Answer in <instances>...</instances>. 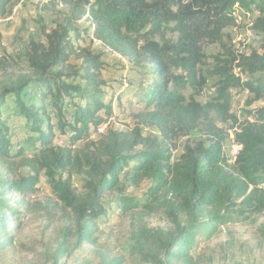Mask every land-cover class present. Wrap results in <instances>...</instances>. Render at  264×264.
Here are the masks:
<instances>
[{
  "label": "trees",
  "instance_id": "1",
  "mask_svg": "<svg viewBox=\"0 0 264 264\" xmlns=\"http://www.w3.org/2000/svg\"><path fill=\"white\" fill-rule=\"evenodd\" d=\"M14 1L0 0V18ZM62 1L69 9L65 23L46 42L30 44L27 72L0 91V253L12 249L22 215L46 211L52 222L60 217L56 240L41 252L20 244L27 254L14 264H69L84 247H97L101 225L108 224L103 202L108 194L115 195L110 210L163 213L172 226L166 231L137 228L130 252L144 264H193L198 234L210 239L223 226L264 215V108L244 122L231 112L235 89L260 95L235 71L264 74V0ZM239 9L258 13L253 29L263 35L262 53L241 54L224 43L226 30L238 25ZM81 23L89 24L92 39L105 52L153 78L141 98L144 110L131 115L133 127L107 129L95 140L91 135L97 128L114 118L115 93L108 92L111 85L103 79L102 56L76 43ZM216 44L223 55L207 76L200 70L204 47ZM73 58L81 61L78 69ZM7 68L0 58V70ZM210 77L220 79L216 95L201 103L197 97ZM187 88L192 90L188 98L182 94ZM101 112L109 116L104 122ZM14 116L22 120L28 147L9 126ZM226 127L240 145L233 164L224 147ZM57 131L67 134L69 145L53 144ZM194 132L200 140L188 142L173 162L176 142ZM80 140L84 144L76 147ZM23 169L30 176L19 178ZM42 174L54 194L46 205L30 199ZM75 176L82 178L81 191L74 186ZM145 181L152 206L127 196ZM109 254L97 253L100 264H124Z\"/></svg>",
  "mask_w": 264,
  "mask_h": 264
},
{
  "label": "rangeland",
  "instance_id": "2",
  "mask_svg": "<svg viewBox=\"0 0 264 264\" xmlns=\"http://www.w3.org/2000/svg\"><path fill=\"white\" fill-rule=\"evenodd\" d=\"M68 14L69 9L62 0H15L10 5L7 15L0 18V58H3L8 67L7 70H0V91L3 86L13 84L16 78L27 72L26 54L30 44L46 42L47 35L57 26L64 24ZM237 18L238 25L226 30L224 43L228 49L245 55L253 51L262 53L263 41L260 39L262 34L253 29V21L259 18L258 13L239 9ZM250 23H252V29ZM80 25L82 38L78 39L76 43L80 47L91 49L96 55H101L103 62L107 60V64L104 65L103 79L111 78L112 88L108 92L115 94L112 107L114 118L109 120L106 127L107 129L127 131L134 125L132 113L143 111L145 108V102L141 100L145 89L140 88L139 83L143 81L148 84L153 78L146 69H135L126 60L119 61L114 54L105 52L101 43L92 39L93 32L89 28V24L81 23ZM222 51L221 46L217 44L204 47L206 60L200 68L204 74L208 76L213 70L216 64L215 59L223 55ZM71 63L76 69L81 66V61L76 58H73ZM113 72H117V74ZM235 74L242 82L251 83L260 91L259 96L244 89L232 91V114L240 122L252 121L254 114L264 108V74H249L243 72L242 69H236ZM219 80L217 77H210L208 87L203 91L202 96L197 97V100L205 103L210 100L207 98H214L216 94L212 97H207V95L210 92H215ZM104 89L107 90L106 87ZM182 94L188 98L192 95V90L187 88ZM101 114H103L102 122H104V118L109 116L103 112ZM11 119L9 126L13 128L18 141L27 146L23 142L26 135L25 131L21 129L22 120L16 116ZM220 127L225 128L223 125ZM226 131L228 138L224 147L230 164H233V154L236 149L233 130L226 127ZM147 134L160 138L157 132L147 131ZM91 138L95 140L98 137L91 135ZM197 140H200V135L197 132L180 138L176 142V149L173 150V162L183 154L184 147L188 142ZM70 142L67 134L57 131L53 144L67 146ZM83 144L84 142L80 140L75 146ZM19 176V178L28 177L30 176L29 171L23 169ZM73 183L75 188L81 191L82 178L73 177ZM36 188L38 191L30 196L31 200L42 201L46 205V202L54 199L52 184L44 174L37 178ZM149 188L150 182L145 181L138 188L131 189L127 196L136 198L143 206H152L150 195H148ZM114 196V194H108L103 198L109 217L108 224L101 225L97 247H84L72 256L69 264H100V255H97L100 251L110 252L111 258H123L124 264H144L130 252V248L134 245L133 237L137 228L146 226L150 230L172 229L163 213H152L141 208L133 213L120 215L118 211L110 210L109 204ZM21 220L23 228L19 234L11 237L14 239L12 249L0 253V264H14L19 257H25L27 253L20 249V244L41 252L45 245L56 240L57 233L62 228L60 217L57 215V219L52 222L50 214L46 211L33 215L24 214ZM191 256L193 264H264V215L252 217L247 222H236L223 226L210 239L198 234Z\"/></svg>",
  "mask_w": 264,
  "mask_h": 264
},
{
  "label": "bare ground",
  "instance_id": "3",
  "mask_svg": "<svg viewBox=\"0 0 264 264\" xmlns=\"http://www.w3.org/2000/svg\"><path fill=\"white\" fill-rule=\"evenodd\" d=\"M261 39V38H260ZM117 84V83H116ZM139 86H140V88H145L146 86H147V84L145 83V82H141L140 84H139ZM211 94V92L208 94V95H210ZM12 120V119H11ZM106 125L107 124H105V125H103L100 129H99V131L97 132V133H94L93 134V137H97V136H99V135H102V134H105V132L107 131V127H106ZM15 126V125H14ZM18 128H20V127H18ZM15 129V128H14ZM16 131V130H15ZM96 132V131H95ZM235 152H234V154H233V162L235 161V158H236V156L238 155V153H239V151H240V145H237V144H235Z\"/></svg>",
  "mask_w": 264,
  "mask_h": 264
},
{
  "label": "built area",
  "instance_id": "4",
  "mask_svg": "<svg viewBox=\"0 0 264 264\" xmlns=\"http://www.w3.org/2000/svg\"><path fill=\"white\" fill-rule=\"evenodd\" d=\"M250 26H251V29H252V23H250ZM106 64H107V61H106ZM214 94H216V93H215V92H214V93H211L210 95H207V97H212ZM207 99H212V98H207ZM108 122H109V121H106L105 123H103L102 125H100V126L97 128L96 132H94V133H97V132L99 131V129H100L103 125L108 124Z\"/></svg>",
  "mask_w": 264,
  "mask_h": 264
},
{
  "label": "crops",
  "instance_id": "5",
  "mask_svg": "<svg viewBox=\"0 0 264 264\" xmlns=\"http://www.w3.org/2000/svg\"><path fill=\"white\" fill-rule=\"evenodd\" d=\"M105 51V50H104ZM118 57V58H117ZM115 58H117L119 61H122V60H125V59H123L122 57H119V56H115ZM107 61V60H106ZM106 61H104V63L106 64ZM113 73H116L117 74V72H113ZM104 78H105V76H104ZM115 79V78H114ZM105 80L110 84V82L112 81L111 80V78H105ZM111 80V81H110ZM141 83V82H140ZM139 83V84H140ZM140 87V86H139ZM112 88V87H111Z\"/></svg>",
  "mask_w": 264,
  "mask_h": 264
},
{
  "label": "clouds",
  "instance_id": "6",
  "mask_svg": "<svg viewBox=\"0 0 264 264\" xmlns=\"http://www.w3.org/2000/svg\"><path fill=\"white\" fill-rule=\"evenodd\" d=\"M234 133V132H233Z\"/></svg>",
  "mask_w": 264,
  "mask_h": 264
}]
</instances>
